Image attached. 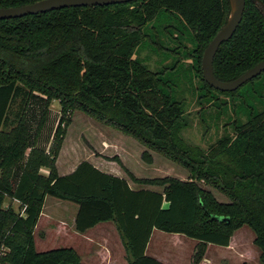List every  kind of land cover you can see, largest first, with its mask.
I'll use <instances>...</instances> for the list:
<instances>
[{
  "label": "trees",
  "instance_id": "1",
  "mask_svg": "<svg viewBox=\"0 0 264 264\" xmlns=\"http://www.w3.org/2000/svg\"><path fill=\"white\" fill-rule=\"evenodd\" d=\"M35 1L0 0V7ZM229 11V0H133L0 19V246L10 248L2 257L6 264H84L71 246L36 250L33 231L47 195L78 205L77 231L114 221L129 264H164L146 253L154 229L198 240L193 263L199 264L209 243L229 246L244 225L254 231L264 264V106L249 105L245 122L235 121L232 134L203 148L182 135L189 122L175 79L136 56L147 40L160 50L157 23L165 22L163 30L177 43L170 49L176 56L171 69L181 62L179 48L187 49V38L193 47L185 55L195 60L203 96H236L264 72L222 92L206 82L201 65ZM262 60L264 0H246L241 23L215 55L214 73L232 80ZM53 100L60 104L56 121ZM77 110L140 141L146 162L153 161L150 151L177 162L188 179H139L126 169L135 182L163 187L135 190L88 160L60 175L57 158ZM203 184L230 201H219ZM6 197L19 201L24 212L3 207ZM211 214L230 221L212 220Z\"/></svg>",
  "mask_w": 264,
  "mask_h": 264
},
{
  "label": "rangeland",
  "instance_id": "2",
  "mask_svg": "<svg viewBox=\"0 0 264 264\" xmlns=\"http://www.w3.org/2000/svg\"><path fill=\"white\" fill-rule=\"evenodd\" d=\"M169 23L177 24V21ZM165 22L157 23L159 33V41H161L160 50H158L148 40L141 44L136 52V56L143 59L146 64L153 70H164L166 76L170 79H175L174 88L176 97L184 102L188 128L182 132L183 137L194 144L203 148H207L221 137L230 135L234 131V122H245L248 118V106H253L256 110H261L264 106L262 99L264 98V76L254 81L253 83L241 89L236 96L229 94L214 93V98L203 96L200 90L202 80L200 75L194 69L195 60L185 55V51L192 49L193 44L182 39L183 45L187 49L179 48L181 62L175 69H171L176 62V56L172 54L170 49L175 48L177 43L172 39L167 30H163ZM176 35V31L174 32ZM178 58V57H177ZM193 66V68H192ZM171 83V82H170ZM15 105L14 109H16ZM52 118L56 121L60 115V104L57 100L51 103ZM10 127H5L9 130ZM145 146L134 137L124 134L123 132L105 125L94 118L88 116L82 111H75L72 115V122L67 128V133L64 138L62 147L58 157V161L62 173L66 170L64 167L67 160H75V163L82 158L96 160L106 165H114L116 161L114 157H128V161L137 173L151 176H174L185 180L189 177V172L186 168L167 158L166 156L150 151L153 157L152 163L143 160V166L138 157H142ZM75 157V158H74ZM96 158V159H95ZM141 159V158H140ZM117 162V161H116ZM145 165V166H144ZM150 171H147V166ZM44 171V170H43ZM66 172V171H65ZM214 193L215 197L221 202H229L230 199L222 194L217 189L204 185ZM53 199L48 196V203ZM11 206L15 211L23 213V208L20 202L6 197L3 207ZM64 212V211H63ZM163 230H158L156 233H164ZM170 235V233H167ZM236 241L232 248L211 244L208 248L207 258L209 264H262L259 258V248L254 244L255 233L248 226L244 225L235 232ZM74 238V239H72ZM166 240L160 239V234H156L153 238V246L156 248L162 247ZM171 238L170 242H173ZM196 239L188 237L187 243L180 247L181 252H184V262L181 264H192L193 247ZM38 248H58L78 244V240L73 235H64L58 238L51 234L45 240L40 241L38 238ZM232 249V250H230ZM192 256V257H191Z\"/></svg>",
  "mask_w": 264,
  "mask_h": 264
},
{
  "label": "crops",
  "instance_id": "3",
  "mask_svg": "<svg viewBox=\"0 0 264 264\" xmlns=\"http://www.w3.org/2000/svg\"><path fill=\"white\" fill-rule=\"evenodd\" d=\"M60 158L61 157L57 158V163H56L60 175L70 174L75 170V168L81 161L88 160L103 172L125 178L132 189L138 190L142 188H147L156 191H162L163 189L162 186L142 184L133 181L130 178L126 169L130 171L136 178L139 179L142 178L149 179V178L164 177V176H158V175L151 176L150 174L141 175L137 173V171H135V169L132 167L133 164L127 160L128 157H120L123 166L116 161H110L113 162L114 165H106L105 163L97 161L96 158H95L96 160H91L89 158H82V160H80L77 163H75V160L72 161L67 160V163L64 167L66 169L65 170L66 172L64 171L65 174L62 173L63 170H61L60 166L58 165V161ZM138 158L140 160L139 164H142L143 166V164L145 163H143L142 157H138ZM146 166H147V171L151 172V169H149L148 165ZM44 172H47V170L44 169ZM48 196L50 195H47L45 198L42 212L39 216L38 222L33 231L35 247L37 251L44 252L53 249L46 247L39 249L37 242L38 238L40 239V241H42L45 240L51 234H53L58 238H61L63 235L65 237H67L68 235H73L78 240V244L73 243L71 244V247L76 249L82 263L129 264L127 260V252L125 246L123 244L122 238L114 221L111 220L102 221L97 223L95 226L88 228L84 232L77 231L75 228V220L78 212V205L69 200H61L53 196H52L53 199H51V201L48 203ZM158 230L159 229H154L151 234L150 240L146 247L147 255L156 258L157 260L163 262L164 264H181V262H184L183 255L185 253L181 252L180 247H183V245L187 243L188 236L179 233H170V235H167V233L169 232L156 233ZM235 232L231 237L229 246H225V247L232 248L233 244L238 243L236 241ZM156 234H160V239H162L163 241L165 239H168L166 240L165 244L160 248H156L153 246V238ZM171 238H174L173 242H170ZM197 244H198V240L196 241L193 247L192 250L193 255L196 251ZM211 244L212 243L208 244L204 258L199 264H209L208 263L209 259L207 258V252ZM191 262L192 264H195L193 263V259ZM188 264L191 263L189 262Z\"/></svg>",
  "mask_w": 264,
  "mask_h": 264
},
{
  "label": "water",
  "instance_id": "4",
  "mask_svg": "<svg viewBox=\"0 0 264 264\" xmlns=\"http://www.w3.org/2000/svg\"><path fill=\"white\" fill-rule=\"evenodd\" d=\"M130 1L133 0H38L20 6L0 7V19L22 17L66 7L110 5ZM252 1L256 4L260 3V0ZM229 2L230 11L228 18L206 46L201 63L202 74L206 82L213 88L222 92L235 91L244 83L264 72V60H262L232 80H221L215 75L213 67L215 55L220 45L224 41L230 39L237 30L242 21L246 5V0H229ZM211 219L226 222L230 221L229 216L218 214H211Z\"/></svg>",
  "mask_w": 264,
  "mask_h": 264
},
{
  "label": "built area",
  "instance_id": "5",
  "mask_svg": "<svg viewBox=\"0 0 264 264\" xmlns=\"http://www.w3.org/2000/svg\"><path fill=\"white\" fill-rule=\"evenodd\" d=\"M18 202H19V201H18ZM23 212H24V210H23ZM9 251H10V248H9L7 245L2 244V245L0 246V264H6V263L2 260V257L5 256V255H7Z\"/></svg>",
  "mask_w": 264,
  "mask_h": 264
}]
</instances>
